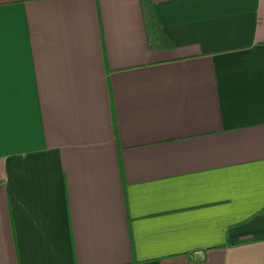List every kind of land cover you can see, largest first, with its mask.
<instances>
[{"label": "crops", "instance_id": "1", "mask_svg": "<svg viewBox=\"0 0 264 264\" xmlns=\"http://www.w3.org/2000/svg\"><path fill=\"white\" fill-rule=\"evenodd\" d=\"M0 0V264H264V0Z\"/></svg>", "mask_w": 264, "mask_h": 264}, {"label": "trees", "instance_id": "2", "mask_svg": "<svg viewBox=\"0 0 264 264\" xmlns=\"http://www.w3.org/2000/svg\"><path fill=\"white\" fill-rule=\"evenodd\" d=\"M145 1L146 0H139V6L143 15L148 47L153 49H163L170 47V44L167 42V40H165V38H163V36L157 30V26L151 15L150 7ZM260 213H264V209Z\"/></svg>", "mask_w": 264, "mask_h": 264}]
</instances>
